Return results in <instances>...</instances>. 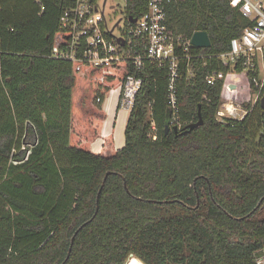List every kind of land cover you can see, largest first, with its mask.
Instances as JSON below:
<instances>
[{
  "label": "trees",
  "instance_id": "16d2710c",
  "mask_svg": "<svg viewBox=\"0 0 264 264\" xmlns=\"http://www.w3.org/2000/svg\"><path fill=\"white\" fill-rule=\"evenodd\" d=\"M146 1L127 0L126 12L140 15ZM68 5L0 0V264H126L131 255L127 264H257L264 111L248 104L256 74L216 58L252 23L229 0H171L168 32H206L211 44L189 48L176 81L177 129L199 115L202 125L172 131L167 67L147 63L124 146L115 149L109 133L94 152L103 100L134 70L118 62L77 72L51 58ZM213 70L225 79L208 86ZM229 99L248 113L219 118Z\"/></svg>",
  "mask_w": 264,
  "mask_h": 264
},
{
  "label": "built area",
  "instance_id": "2783aa9c",
  "mask_svg": "<svg viewBox=\"0 0 264 264\" xmlns=\"http://www.w3.org/2000/svg\"><path fill=\"white\" fill-rule=\"evenodd\" d=\"M108 0H69L59 18V29L64 38L51 48V58L75 64L77 72L83 67L108 68L118 62H127L134 73L125 77L117 89H120L119 108L131 111L135 97L142 86L138 75L145 64L155 67L166 66L168 70L167 109L169 123L179 129V109L177 105L176 81L180 76L179 63L189 60L190 39L174 36L165 25V14L171 0H147L145 11L138 16L130 15L120 4L110 5L109 9L119 10L122 18L109 26L105 16ZM125 5L127 0H123ZM232 7L252 24L242 30L240 37L230 41L228 52L217 55L223 67L232 69L241 66L244 72H252L253 90L249 106L259 104L264 95V0H229ZM135 21L129 20V18ZM122 22V27L119 23ZM117 32V33H116ZM195 48V47H194ZM183 51L185 54L179 53ZM225 79L221 71H208L205 82L214 86ZM230 95L235 87L226 84ZM96 102L100 103V99ZM247 107H241L232 99L222 103L218 111L219 118L241 119L247 113ZM177 124V125H175ZM264 264V256L257 260Z\"/></svg>",
  "mask_w": 264,
  "mask_h": 264
},
{
  "label": "rangeland",
  "instance_id": "374dc122",
  "mask_svg": "<svg viewBox=\"0 0 264 264\" xmlns=\"http://www.w3.org/2000/svg\"><path fill=\"white\" fill-rule=\"evenodd\" d=\"M117 5V4H120L121 5V8L124 10L126 8V5L124 3L123 0H108L107 1V6H106V9H105V16L106 18H108L109 20V26L111 27L113 24H115L116 22H118L121 18H122V15L120 13L119 10L115 11V10H111L109 9V6L110 5ZM123 23L120 22L119 23V27H122ZM117 33V32H116ZM231 84L234 85V82H232ZM236 87H235V91H236ZM235 93V92H234ZM119 98H120V89H115V90H112L108 95L105 96L104 100H103V103L107 102L109 104L112 105V108L110 110V112L112 111V114L113 116L110 117L108 114H110L106 109H105V112H106V118L107 120L105 119V127L104 129H102L104 132H108L110 133V131H112V129H108L109 126H112L114 125V115H115V112L116 111H120L123 113L125 119L128 118V115H129V111H125V110H121L120 108H118V104H119ZM126 125V123L124 124ZM105 136V135H104ZM103 135H101L100 138H103L104 137ZM96 146V145H95ZM131 258H129L126 262V264L129 262Z\"/></svg>",
  "mask_w": 264,
  "mask_h": 264
},
{
  "label": "crops",
  "instance_id": "0c3cea01",
  "mask_svg": "<svg viewBox=\"0 0 264 264\" xmlns=\"http://www.w3.org/2000/svg\"><path fill=\"white\" fill-rule=\"evenodd\" d=\"M232 85V84H231ZM234 86V85H233ZM235 87V86H234ZM102 106H103V109L105 111V109L110 113L108 114L110 117L113 116L112 114V111L110 112L111 108H112V105L105 102V103H102ZM106 113V112H105ZM108 118V117H107ZM106 118V120H107ZM127 122V119H125L124 115L122 112L120 111H116L115 112V115H114V125L113 127L112 126H109L108 129H112V131H110V133L112 134L113 136V141H114V146H115V149L119 150L121 149L123 146H124V143H125V140H124V130H125V126L124 125L125 123ZM105 121L103 123L104 127H105ZM104 127L102 126V129H104ZM109 132V131H108ZM106 133L104 132L103 130L101 131V135H108L109 133ZM102 138H98L96 139L92 144H91V149L94 151V152H98L100 149H101V146H102ZM96 145V146H95Z\"/></svg>",
  "mask_w": 264,
  "mask_h": 264
},
{
  "label": "water",
  "instance_id": "95a60500",
  "mask_svg": "<svg viewBox=\"0 0 264 264\" xmlns=\"http://www.w3.org/2000/svg\"><path fill=\"white\" fill-rule=\"evenodd\" d=\"M129 20L131 21H135L134 19H132L131 17L129 18ZM190 44L195 47V48H199V49H206L210 47V40L208 35L206 34V32H196L192 35L191 39H190ZM259 106L261 108V110L264 111V95L262 96V98L259 101ZM202 125V120L199 118L196 122L189 124L186 128L182 129V130H178L176 127L172 128V131L174 133H186L189 132L191 130L196 129L197 127ZM169 130V127L166 126L165 131L167 132ZM130 258H132V255L130 256Z\"/></svg>",
  "mask_w": 264,
  "mask_h": 264
}]
</instances>
